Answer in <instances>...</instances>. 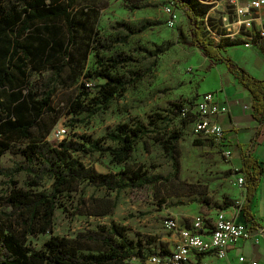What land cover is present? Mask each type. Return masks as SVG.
Segmentation results:
<instances>
[{"label": "rangeland", "instance_id": "obj_1", "mask_svg": "<svg viewBox=\"0 0 264 264\" xmlns=\"http://www.w3.org/2000/svg\"><path fill=\"white\" fill-rule=\"evenodd\" d=\"M93 3L95 6L91 4V7L99 8L97 12L90 13L94 19L97 13L93 49L87 51L84 57L82 51H74L84 69L75 82L68 80L66 86L58 87L54 105L62 98L64 100L85 93L88 96L82 99L85 100L84 104L95 110L97 107L90 100L97 96V86L104 81L86 76L95 75L98 70L103 71L111 57L130 59L110 69L112 75L129 80L130 83L107 107L91 115H69L59 103L55 106L58 120L52 130L65 129L63 139L76 140L84 136L97 140L118 125L134 126L141 123L150 130V134L136 142L125 164L113 162L108 153H79L74 156L99 174L120 176L127 170L131 172L140 168L146 176H161V181L120 192H107L83 183L67 201L62 200L61 208L55 210L51 230L45 235L30 237L28 243L40 249L51 236H58L68 240L78 252L95 253L101 249L100 246L80 241L77 236L86 231H98L101 226L116 225L124 228L127 239L140 244V250H135L136 255L131 262L143 264L144 255L166 252L172 247L171 236L163 228L166 217H176L189 225L195 216H205L210 220L217 212L244 203V189L235 185L241 167L235 163L234 157L225 161L211 145H195L194 140L203 138L195 134L189 121L175 114L177 104L193 102L199 94L217 87L224 76L216 68H211L209 60L191 46L182 10L174 6L176 23L174 26L168 24L166 9L170 7L171 1L95 0ZM224 17L220 11L211 12L208 19L205 16L204 25L216 44L229 40L236 45L226 48L227 56L234 57L235 49H241L264 59V40L253 38L252 41H246L250 34L243 30L232 39L221 37L237 29L231 18L224 21ZM145 22L152 26L124 40L126 32L122 24L137 28ZM245 42L249 44L247 49L243 46ZM96 59L102 60L103 65H98ZM251 61L252 56L246 55L242 63L250 65ZM50 76L51 72L33 75L31 86L37 91L44 90V84ZM84 83H90L91 89H83ZM157 116L164 119L156 122ZM45 120L50 121V118L46 117ZM42 127L41 124L33 130V137L41 132ZM174 132H179L181 136L170 157L163 146L152 138L159 137L167 141ZM47 140L52 144L59 142L53 138ZM231 142L236 144L234 139ZM102 144L116 146L108 140ZM238 147L236 145L234 151H238ZM243 152L244 149L240 148V156ZM173 159L177 166H174ZM20 161L19 154L6 153L1 157L0 164L3 168H11ZM12 179L18 187L30 189L26 184L29 178L25 173ZM1 180L6 179L2 177ZM50 188L51 182L45 181L41 187L32 190L49 191ZM7 192V185H3L0 188V210H7L1 199Z\"/></svg>", "mask_w": 264, "mask_h": 264}, {"label": "trees", "instance_id": "obj_2", "mask_svg": "<svg viewBox=\"0 0 264 264\" xmlns=\"http://www.w3.org/2000/svg\"><path fill=\"white\" fill-rule=\"evenodd\" d=\"M92 1L95 0H0V159L6 153L21 156V161L11 168H3L0 164V188L7 185L8 189L1 198L7 210H0V264H135L131 259L136 255L135 250H140V244L127 239L124 228L116 225L101 226L98 231H86L77 236L80 241L100 246L101 249L95 253L78 252L68 240L58 236H51L40 249L28 243L30 237L45 235L51 230L55 210L61 208L62 200L67 201L83 183L107 192H120L161 181V176H146L140 168L131 172L127 170L120 176L99 174L74 156L79 153H108L113 162L125 164L136 142L150 134V130L141 123L118 125L97 140L84 136L76 140L63 139L57 144L47 140L58 120L56 105L62 103V109H67L69 115H91L107 107L130 83L110 73V69L130 59L111 57L103 71L86 76L104 81L97 86V96L90 100L97 107L95 110L84 104L82 99L88 96L85 93L62 98L54 105L58 87L66 86L68 80L75 82L84 69L74 51H82L84 57L93 49L97 13L95 19L90 13L97 12L99 8L91 7V4L95 6ZM169 1L184 13L191 46L210 62L225 64L228 72L250 93L252 118L262 126L264 80L252 76L230 57L222 55L226 48L236 45L229 40L216 44L215 39L209 36L204 18L210 7L199 0ZM151 26L149 22L137 28L122 24L126 32L124 40ZM96 62L103 65L102 60L96 59ZM45 72H51V76L44 84V90H34L31 77ZM86 84L82 88L88 91L91 86ZM183 106H175L178 117H181ZM46 117L50 121H46ZM163 119L157 116L156 122ZM181 119L191 123V120ZM41 124V132L33 137V130ZM180 136L179 132H174L167 141L159 137L152 139L172 157ZM104 140L116 146L104 145ZM194 143L213 147L207 139H196ZM20 173L28 176L26 184L30 189L18 187L13 181L12 178ZM238 173L245 180L241 206L243 220L248 228H259L250 204L259 187L262 167L249 151L243 152ZM2 177L6 180H1ZM45 181L51 182L49 191L32 190L41 187ZM148 255H144L143 264ZM201 258L198 257L199 260Z\"/></svg>", "mask_w": 264, "mask_h": 264}, {"label": "built area", "instance_id": "obj_3", "mask_svg": "<svg viewBox=\"0 0 264 264\" xmlns=\"http://www.w3.org/2000/svg\"><path fill=\"white\" fill-rule=\"evenodd\" d=\"M202 4L210 7L206 19L211 12L220 11L225 16L224 21L229 18L237 29L232 34L221 37L233 38L241 30L250 34L246 41L253 38L264 40V0H199ZM168 24L174 26L177 14L174 4L166 9ZM214 22V20H211ZM229 23V22H228ZM249 47L247 42L243 45ZM90 87L91 84L87 83ZM227 112L226 106L217 102L214 93L207 92L196 97L193 102L185 104L180 116L191 120L193 130L197 136L210 140L213 147L221 154L225 161L232 159L233 153L230 148V140L225 134L223 127L216 121V117ZM66 134L65 129H54L48 138L61 141ZM235 185L244 189L245 180L242 174L235 179ZM233 218H228L225 211L215 214V219L210 221L205 216H195L190 224L186 225L176 217H166L163 220V228L172 238V247L166 252H153L148 255L145 264H210L199 256L213 255L217 260H225L228 250L240 240H257L250 234L247 223L238 221L237 217L242 215L241 206L233 208ZM259 235L264 237V229L257 228ZM239 262L244 258L239 257ZM251 264H256L252 262Z\"/></svg>", "mask_w": 264, "mask_h": 264}, {"label": "crops", "instance_id": "obj_4", "mask_svg": "<svg viewBox=\"0 0 264 264\" xmlns=\"http://www.w3.org/2000/svg\"><path fill=\"white\" fill-rule=\"evenodd\" d=\"M222 55L227 56L228 54L224 51ZM246 55L252 56L250 65H247L245 62L242 63V60ZM231 60L240 67L246 69L252 76L264 80V59L262 57L251 55L250 53L248 54L241 49H235V56L231 57ZM209 64L211 68H216L218 72H222L221 74L224 76V79L219 81L217 87L212 88L211 91L203 92V94L207 92L214 93L219 105L226 106L227 108L225 114L219 115L215 119L223 127L227 138L230 140V148L235 163H238L241 167V148L244 149V151H249V153L259 161L262 167L259 187L250 204V211L253 214L256 223L260 226L259 228L264 229V124L260 126L252 118V96L237 82L234 76L228 72L226 66L221 63H212L210 61ZM258 129L259 133L257 135ZM231 139H234L236 144L232 143ZM236 145L239 146L238 151H234ZM224 211L228 218H233V208ZM214 219L215 216L211 217L210 221H213ZM237 220L242 221V215H239ZM248 230L257 240V243L246 239L240 240L228 250L225 260H217L210 254L202 257V260L210 264H251L252 262H255L256 264H264V237L259 235L257 228H248ZM239 257H243L244 261L239 262Z\"/></svg>", "mask_w": 264, "mask_h": 264}]
</instances>
